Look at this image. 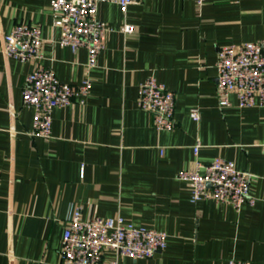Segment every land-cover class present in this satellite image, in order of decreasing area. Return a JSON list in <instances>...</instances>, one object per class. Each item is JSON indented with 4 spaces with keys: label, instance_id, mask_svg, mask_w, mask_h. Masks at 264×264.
Here are the masks:
<instances>
[{
    "label": "crops",
    "instance_id": "crops-1",
    "mask_svg": "<svg viewBox=\"0 0 264 264\" xmlns=\"http://www.w3.org/2000/svg\"><path fill=\"white\" fill-rule=\"evenodd\" d=\"M97 17L110 30L88 70L86 48L60 43L51 0H0V264H61L66 221L78 207L84 219L120 215L167 232L165 249L119 264H264V106L241 107L232 94L221 107L217 87L219 48L264 40V0H142L126 11L106 1ZM19 22L41 27L35 62L2 51ZM38 65L65 83L92 80L85 104L54 109L50 138L33 134L34 109L23 103ZM151 75L175 92L172 129L156 128L138 104ZM217 157L251 175L254 204L192 200L179 172L199 164L204 172Z\"/></svg>",
    "mask_w": 264,
    "mask_h": 264
},
{
    "label": "built area",
    "instance_id": "built-area-1",
    "mask_svg": "<svg viewBox=\"0 0 264 264\" xmlns=\"http://www.w3.org/2000/svg\"><path fill=\"white\" fill-rule=\"evenodd\" d=\"M112 1L126 11L132 3L142 0H51L54 23L62 30L60 43L73 52L84 47L88 51L87 69L97 66L110 30L107 22L97 17L99 3ZM199 7L207 0H195ZM122 30L132 32L134 27L124 24ZM42 30L39 25L17 23L6 34L2 51L21 62H35L42 56ZM219 105H231L235 94L241 107L264 106V40L242 44H227L218 51ZM92 90V80L86 76L79 84L62 82L52 68L38 65L31 71L23 87V103L34 109L33 134L50 138L53 129V111L74 102L85 104ZM138 104L153 115L158 129L175 126L176 95L153 75L140 85ZM190 115L201 118L200 108L194 106ZM200 144L195 145L198 153ZM264 153V144L262 145ZM184 169L178 177L189 182L192 200L209 198L227 202L239 208L244 203L254 204L256 198L250 189L251 175L239 170L234 161L217 157L205 165V171ZM2 174L0 172V183ZM168 234L155 228L138 226L123 216H93L84 219L82 209L75 208L66 221L60 249L61 264H119L120 256L135 259L152 257L167 247ZM114 252L113 258L105 253ZM229 264H243L230 259Z\"/></svg>",
    "mask_w": 264,
    "mask_h": 264
}]
</instances>
